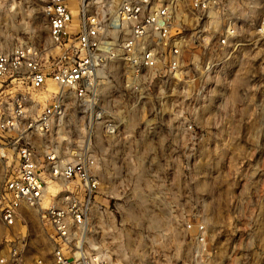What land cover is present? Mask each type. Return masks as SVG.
<instances>
[{
	"label": "built area",
	"instance_id": "obj_1",
	"mask_svg": "<svg viewBox=\"0 0 264 264\" xmlns=\"http://www.w3.org/2000/svg\"><path fill=\"white\" fill-rule=\"evenodd\" d=\"M77 5L76 16L69 0H49L44 7L54 46L45 58L31 43L0 51V147L14 150L16 158L15 170L0 190V221L11 227L22 205L40 208L41 221L51 231L53 264H124L118 248L91 243L98 210L113 215L110 200L122 206L129 199L123 180H110V186L101 181L96 138L107 142L109 155L123 160L128 156L123 152L126 134H138L130 140L134 145L175 144L176 136L197 127L184 116L186 110L201 109L208 78L237 61L245 46L237 17L262 4L77 0ZM257 31L264 38L263 24ZM171 112L182 118L163 121L161 115ZM76 126L87 131L83 145L63 139L61 148L54 136L71 135ZM137 151L131 159L138 158ZM104 170L110 178L139 174L122 167ZM44 177L73 186L60 201L51 195L43 208ZM156 190H141L133 202L150 212L166 208L167 194ZM185 228L195 227L185 223ZM202 229L195 228L197 243L204 239ZM0 264L26 263L11 247ZM33 264L49 263L38 258Z\"/></svg>",
	"mask_w": 264,
	"mask_h": 264
},
{
	"label": "rangeland",
	"instance_id": "obj_2",
	"mask_svg": "<svg viewBox=\"0 0 264 264\" xmlns=\"http://www.w3.org/2000/svg\"><path fill=\"white\" fill-rule=\"evenodd\" d=\"M48 1L0 0V51L31 43L43 58L50 54L54 46L44 11ZM254 2L262 4L260 10L246 9L237 17L245 44L237 61L223 74L211 75L209 93L201 90V109L184 114L197 127L174 137L175 144L134 145L130 140L138 134H126L123 152L128 156L123 160L109 155L107 142L96 138L101 181L110 186V180H123L132 201L117 206L110 200L113 215L98 210L91 243L118 248L124 264H264V38L257 31L264 26V0ZM69 6L76 16L77 0H69ZM161 116L163 121L182 118L175 112ZM70 133L54 136L61 148L66 146L60 142L63 139H70L73 146L83 145L86 129L76 126ZM134 148L138 158L131 159ZM151 151L155 156H150ZM15 166V151L1 146L0 190ZM117 167L139 174L105 176L104 169ZM144 169L155 174L142 173ZM44 181L49 188L43 208L51 195L60 201L66 188L73 186L47 177ZM149 186L167 194L166 208L150 212L133 202L132 197ZM185 223L201 225L203 241L195 242V228L186 229ZM50 236L40 208L22 205L13 226L0 221V257L14 247L26 264L38 258L53 264Z\"/></svg>",
	"mask_w": 264,
	"mask_h": 264
},
{
	"label": "bare ground",
	"instance_id": "obj_3",
	"mask_svg": "<svg viewBox=\"0 0 264 264\" xmlns=\"http://www.w3.org/2000/svg\"><path fill=\"white\" fill-rule=\"evenodd\" d=\"M59 134H60V132H58V135H59ZM50 187H52V186H50ZM48 188H49V187L45 188V190H48ZM45 190H44V195H46V196H47V194H46ZM48 192H49V191H48Z\"/></svg>",
	"mask_w": 264,
	"mask_h": 264
}]
</instances>
